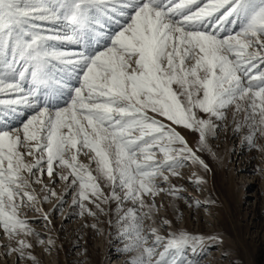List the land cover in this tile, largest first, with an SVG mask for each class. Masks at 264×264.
I'll return each mask as SVG.
<instances>
[{
  "label": "snow or ice",
  "instance_id": "1",
  "mask_svg": "<svg viewBox=\"0 0 264 264\" xmlns=\"http://www.w3.org/2000/svg\"><path fill=\"white\" fill-rule=\"evenodd\" d=\"M262 66L264 0H0V255L36 264L28 237L41 234L23 209L56 195L46 184L36 193L44 176L68 182L90 215L84 201L116 202L129 264H193L186 249L218 246L219 236H165L144 221L155 196L181 191L157 181L186 162L209 170L197 151L229 113L235 133L264 152ZM21 109L35 114L9 124ZM177 126L198 133L197 150Z\"/></svg>",
  "mask_w": 264,
  "mask_h": 264
},
{
  "label": "rangeland",
  "instance_id": "2",
  "mask_svg": "<svg viewBox=\"0 0 264 264\" xmlns=\"http://www.w3.org/2000/svg\"><path fill=\"white\" fill-rule=\"evenodd\" d=\"M62 49L72 51L75 46L64 44ZM54 103L63 106L62 100ZM20 111L22 114L11 118L9 124L20 126L22 121L26 122L25 116L30 118L35 114L32 109ZM218 123L223 126L217 129L215 136L208 137V150L197 151L209 170L198 163L186 162L178 169L179 176H169V183L157 181L161 187L175 186L181 191L178 196L167 192L155 196L157 210L144 221L145 229L156 227L165 236L183 231L222 238L218 246L209 245L203 250L198 246L195 252L186 249L184 258L193 264H264V152L244 143V131L239 135L235 133L231 113L226 121ZM176 130L193 150L199 148L198 133L182 126H177ZM256 143L264 144V137L258 135ZM161 155L157 153V158ZM79 158L84 164L90 163L84 155ZM91 167L95 175V165ZM63 171L67 174L68 170ZM53 175L55 178V172ZM197 178L204 182L197 184ZM45 184L54 189L56 195L35 208H42L48 219L44 220L35 208L25 206L23 209V214L32 221L31 226L41 234L28 237L33 244L36 264H129L134 253L124 250L130 239L119 235L116 202L84 201L85 209L95 213L90 215L74 203L76 190L68 182L57 179L53 183L47 176L42 177L41 184L33 185L41 197L47 194L41 191ZM101 188L105 195L110 194L106 184L101 182ZM196 201L200 202L199 207ZM145 202L151 204L153 197L145 196ZM132 206L131 202H125L122 207L126 210ZM4 239L0 233V243ZM40 239L44 243H38ZM0 264H33V261L18 262L15 254L5 260L0 255Z\"/></svg>",
  "mask_w": 264,
  "mask_h": 264
}]
</instances>
